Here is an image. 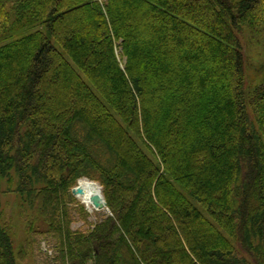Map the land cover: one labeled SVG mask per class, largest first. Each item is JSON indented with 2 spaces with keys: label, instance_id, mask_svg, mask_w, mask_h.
<instances>
[{
  "label": "trees",
  "instance_id": "1",
  "mask_svg": "<svg viewBox=\"0 0 264 264\" xmlns=\"http://www.w3.org/2000/svg\"><path fill=\"white\" fill-rule=\"evenodd\" d=\"M25 29L0 46V177L28 240L16 256L0 223V264L43 235L48 264H264V82L247 88L243 45L264 53V0H0V37ZM81 177L109 212L86 233Z\"/></svg>",
  "mask_w": 264,
  "mask_h": 264
},
{
  "label": "rangeland",
  "instance_id": "2",
  "mask_svg": "<svg viewBox=\"0 0 264 264\" xmlns=\"http://www.w3.org/2000/svg\"><path fill=\"white\" fill-rule=\"evenodd\" d=\"M35 31V29H25L15 33L11 37H0V46L8 43L12 39L18 38L22 35L28 34ZM254 39L249 34H245L243 39L244 54H245V65H246V85L250 89L252 87L259 86L264 82V70L258 73L259 66L264 67V53L258 54V46L253 42ZM259 44V43H258ZM257 44V45H258ZM257 47V48H256ZM120 49L115 48V54L119 58ZM258 54V55H257ZM259 56V57H258ZM247 109L251 114V107L247 105ZM252 116V115H251ZM16 184V176L11 175ZM77 179L75 185L71 188L70 193L72 201L68 204L70 208V229L73 232H89L93 225L104 219L108 215V209L104 208L101 210L91 209L89 210L74 194L73 188L77 185ZM8 177H0V223L10 224V234L13 243V249L17 256L20 249L25 246V242L28 240L27 234V223L25 218L29 216V208L23 203L22 198L14 192L8 191L7 189ZM97 183V182H95ZM100 186V185H99ZM101 190L102 187L100 186ZM103 196V194H102ZM104 199V197H103ZM40 223V221H38ZM36 226V224H35ZM36 227L40 228L41 231H46L47 226L44 223L38 224ZM30 243V242H29ZM44 244L48 246V249H52L53 254L48 256L44 250ZM57 243L54 239L49 236H41L39 243H30V246L25 251V255H18L17 264H48L54 263V259L57 253ZM91 262V261H90ZM87 262L86 264H89Z\"/></svg>",
  "mask_w": 264,
  "mask_h": 264
},
{
  "label": "bare ground",
  "instance_id": "3",
  "mask_svg": "<svg viewBox=\"0 0 264 264\" xmlns=\"http://www.w3.org/2000/svg\"><path fill=\"white\" fill-rule=\"evenodd\" d=\"M73 194L89 209H96L92 206L93 196L99 197V200L102 202V190L98 183L91 181L87 178H82L78 180L77 185L73 188ZM104 209V208H102Z\"/></svg>",
  "mask_w": 264,
  "mask_h": 264
},
{
  "label": "water",
  "instance_id": "4",
  "mask_svg": "<svg viewBox=\"0 0 264 264\" xmlns=\"http://www.w3.org/2000/svg\"><path fill=\"white\" fill-rule=\"evenodd\" d=\"M73 191V190H72ZM92 206L96 209H102V208H106V202L105 200H103L102 202L99 200V197L97 196H93L92 198Z\"/></svg>",
  "mask_w": 264,
  "mask_h": 264
},
{
  "label": "built area",
  "instance_id": "5",
  "mask_svg": "<svg viewBox=\"0 0 264 264\" xmlns=\"http://www.w3.org/2000/svg\"><path fill=\"white\" fill-rule=\"evenodd\" d=\"M43 247H44L45 253H47L48 256H50L51 254H53L52 249H48V246H46V245L44 244ZM89 262H90V261H89ZM89 264H93V262L91 261Z\"/></svg>",
  "mask_w": 264,
  "mask_h": 264
}]
</instances>
